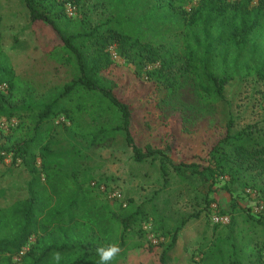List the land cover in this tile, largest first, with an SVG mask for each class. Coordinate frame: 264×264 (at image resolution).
Wrapping results in <instances>:
<instances>
[{
    "label": "trees",
    "instance_id": "1",
    "mask_svg": "<svg viewBox=\"0 0 264 264\" xmlns=\"http://www.w3.org/2000/svg\"><path fill=\"white\" fill-rule=\"evenodd\" d=\"M23 1L30 24L49 27L58 38L45 54L68 76L43 90L24 81L2 47L0 29V85L8 87L0 90V119L19 120L7 132L0 128V161L10 155L29 173L25 196L0 205V264H99L97 248L110 244L121 252L108 264H123L127 232L146 222L160 239L155 246H163L162 264H169V252L179 248L182 230L198 213L168 237L143 205L110 197L118 189L84 172L81 160L87 149L116 138H123L135 161L157 160L164 176L172 169L184 180L208 185V193L218 184L234 210L239 199L252 196L248 190L264 200V122L236 131L231 120L216 123L224 132L204 156L176 162L171 145L137 143L131 130L135 113L110 76L115 49L135 65L136 77L152 83L160 107L178 94L185 78L193 80L204 103L223 102L230 82L264 80V0H198L189 10L185 5L193 0H147V12L140 14L139 0H109L110 13L96 19L91 14L98 4L83 11L87 0ZM70 3L76 16L67 13ZM171 30L180 35V44L166 41ZM62 115L69 125L56 123ZM247 214L246 220L261 227L254 240L237 244L232 220L225 236L208 243L203 234L183 255V264H264V215ZM225 240L228 247L220 245ZM28 243L21 260L14 261ZM54 253L61 255L58 262Z\"/></svg>",
    "mask_w": 264,
    "mask_h": 264
},
{
    "label": "rangeland",
    "instance_id": "2",
    "mask_svg": "<svg viewBox=\"0 0 264 264\" xmlns=\"http://www.w3.org/2000/svg\"><path fill=\"white\" fill-rule=\"evenodd\" d=\"M197 1L187 3L186 9L189 10ZM108 3L109 0H87L83 11L98 4L91 14L96 19L110 13ZM146 4L147 0H139L137 14L147 12ZM0 29L2 47L24 81L43 90L47 85H59L67 80L65 68L45 54L58 42V38L49 27L40 23L30 24L29 12L23 0H0ZM165 39L170 43H181L180 35L175 30L165 34ZM112 55L116 64L110 76L117 81V91L135 113L131 130L137 143L171 145L176 162L204 156L224 132L223 127L216 123L223 126L231 120L236 131L250 122H264V80L256 76L230 82L225 90L226 100L214 106L204 103L193 80L185 78L178 94L162 102L160 107L152 83L136 77L135 65L120 57L115 49H112ZM182 117L186 120L185 127ZM18 122V118L13 117L8 119L6 126ZM56 123L69 125L63 115L57 118ZM87 153L88 156L81 160L82 167L86 168L84 172L106 181L110 189H118L126 202L131 200L136 205H143L150 218L155 215L157 222L163 224L166 236L170 237L175 226L183 219L198 213V217L190 219L182 230L179 248L169 252V264H183V255L192 251L203 234L205 242L217 235L225 236L232 220L235 221V242L239 245H246L256 232L261 231L260 225L246 220L249 212L264 215V200L257 194L239 199V206L234 210L230 195L219 191L218 184L208 193V185L192 179L184 180L172 169L164 176L157 160L135 161L131 148L123 138L91 147ZM28 179L29 173L24 166L13 163L10 155L5 156L0 161V205L24 197ZM212 199H215L212 203L224 207L221 213L230 217V222L223 224V227L220 223L215 224L209 215L208 202ZM113 205L118 206L119 203ZM143 224L135 225L127 232L125 255L121 263L162 264L163 246H155L151 242L147 230L143 231ZM220 245L228 247L229 242L225 240ZM205 247L208 246L203 249ZM171 254L174 255L172 259Z\"/></svg>",
    "mask_w": 264,
    "mask_h": 264
},
{
    "label": "built area",
    "instance_id": "3",
    "mask_svg": "<svg viewBox=\"0 0 264 264\" xmlns=\"http://www.w3.org/2000/svg\"><path fill=\"white\" fill-rule=\"evenodd\" d=\"M191 9V7H190ZM67 13L69 16H76L77 14V9L73 4H68L67 5ZM7 84L4 83L2 85H0V90L2 91H6L7 89ZM8 119H2L0 120V128L3 130H7V129H11V127H13L14 125L11 124V126H6ZM8 124V123H7ZM248 192H250L252 195H255L256 192L255 191H251L248 190ZM110 197H118L121 198V193L119 191H114L113 193H111L109 195ZM264 204V202H263ZM263 207V205H262ZM211 219L213 220L214 223H220V224H228L230 222V217L228 215H223L220 210L219 207L216 203L212 204V211H211ZM144 228L145 230H147L149 232V239L151 240V242L153 244H158V242L160 241V239L155 235V233H153L152 230V224L151 222H146L144 224ZM33 241V238H31L30 243ZM30 243H28L26 246H24L22 248V250L19 252V254L14 256V261L19 262L21 260L22 255L29 249L30 247Z\"/></svg>",
    "mask_w": 264,
    "mask_h": 264
},
{
    "label": "clouds",
    "instance_id": "4",
    "mask_svg": "<svg viewBox=\"0 0 264 264\" xmlns=\"http://www.w3.org/2000/svg\"><path fill=\"white\" fill-rule=\"evenodd\" d=\"M97 254L100 257L99 264H108V261L113 260L121 252V248L118 244H110L107 248H97ZM53 259L57 262L61 259L60 253H54Z\"/></svg>",
    "mask_w": 264,
    "mask_h": 264
}]
</instances>
